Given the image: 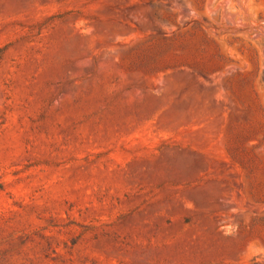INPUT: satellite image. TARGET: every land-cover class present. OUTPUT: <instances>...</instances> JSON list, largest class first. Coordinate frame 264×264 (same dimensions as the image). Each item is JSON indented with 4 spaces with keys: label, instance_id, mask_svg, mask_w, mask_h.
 Listing matches in <instances>:
<instances>
[{
    "label": "rangeland",
    "instance_id": "374dc122",
    "mask_svg": "<svg viewBox=\"0 0 264 264\" xmlns=\"http://www.w3.org/2000/svg\"><path fill=\"white\" fill-rule=\"evenodd\" d=\"M0 264H264V0H0Z\"/></svg>",
    "mask_w": 264,
    "mask_h": 264
}]
</instances>
